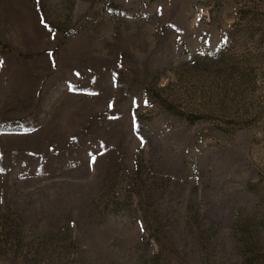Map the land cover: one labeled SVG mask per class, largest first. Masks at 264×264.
Returning <instances> with one entry per match:
<instances>
[{
	"label": "rangeland",
	"instance_id": "rangeland-1",
	"mask_svg": "<svg viewBox=\"0 0 264 264\" xmlns=\"http://www.w3.org/2000/svg\"><path fill=\"white\" fill-rule=\"evenodd\" d=\"M0 264H264V0H0Z\"/></svg>",
	"mask_w": 264,
	"mask_h": 264
}]
</instances>
